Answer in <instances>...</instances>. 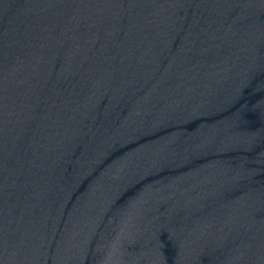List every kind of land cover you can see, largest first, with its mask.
Instances as JSON below:
<instances>
[{
  "label": "water",
  "instance_id": "obj_1",
  "mask_svg": "<svg viewBox=\"0 0 264 264\" xmlns=\"http://www.w3.org/2000/svg\"><path fill=\"white\" fill-rule=\"evenodd\" d=\"M0 264H264V0H0Z\"/></svg>",
  "mask_w": 264,
  "mask_h": 264
}]
</instances>
